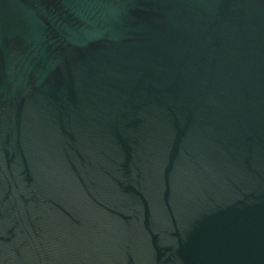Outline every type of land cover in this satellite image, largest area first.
<instances>
[{
	"label": "water",
	"instance_id": "water-1",
	"mask_svg": "<svg viewBox=\"0 0 264 264\" xmlns=\"http://www.w3.org/2000/svg\"><path fill=\"white\" fill-rule=\"evenodd\" d=\"M0 264H264V0H0Z\"/></svg>",
	"mask_w": 264,
	"mask_h": 264
}]
</instances>
